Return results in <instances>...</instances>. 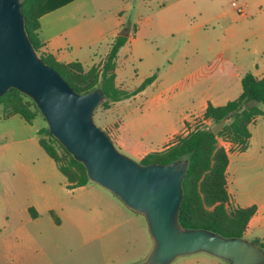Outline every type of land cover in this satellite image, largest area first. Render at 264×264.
Returning <instances> with one entry per match:
<instances>
[{
	"label": "rangeland",
	"instance_id": "rangeland-1",
	"mask_svg": "<svg viewBox=\"0 0 264 264\" xmlns=\"http://www.w3.org/2000/svg\"><path fill=\"white\" fill-rule=\"evenodd\" d=\"M234 1L247 9L248 16L233 10ZM133 3L136 9L126 17L132 27L127 35L137 39L121 49L116 81L131 90L154 73L157 79L139 95L110 107L100 105L94 120L120 152L141 163L144 153L214 123L203 115L191 116L207 95L226 92L232 84L227 76L214 81L207 47L222 41L228 26L230 32H243L233 40L250 46L256 43L264 35V0ZM221 13L226 14L218 18ZM148 15L150 23L144 20ZM226 39L231 40V33ZM185 119L190 120L184 126ZM42 128L48 124L41 112L33 123L20 116L0 122V264H144L154 242L146 216L125 203H121L122 212L113 215L104 200L83 189H69L56 162L39 144L37 131ZM226 141L219 138L218 146L226 150ZM50 206L60 223L48 213ZM29 207H35L37 217ZM21 226L35 241L19 237L16 229ZM202 257L226 262L200 252L181 255L172 264H195Z\"/></svg>",
	"mask_w": 264,
	"mask_h": 264
},
{
	"label": "water",
	"instance_id": "water-1",
	"mask_svg": "<svg viewBox=\"0 0 264 264\" xmlns=\"http://www.w3.org/2000/svg\"><path fill=\"white\" fill-rule=\"evenodd\" d=\"M10 88L35 102L49 131L85 165L91 182L146 216L154 248L144 264H170L197 252L231 264H264V249L256 242L180 225L188 163L142 164L120 152L94 120L106 99L103 90L78 92L40 56L27 31L21 0H0V97ZM228 121L212 123V131L219 134Z\"/></svg>",
	"mask_w": 264,
	"mask_h": 264
},
{
	"label": "trees",
	"instance_id": "trees-1",
	"mask_svg": "<svg viewBox=\"0 0 264 264\" xmlns=\"http://www.w3.org/2000/svg\"><path fill=\"white\" fill-rule=\"evenodd\" d=\"M21 1L26 28L38 53L78 92L87 93L101 88L106 98L101 105L110 107L115 102L142 92L156 79L157 74L154 73L132 90L117 85V59L121 48L128 41L125 33L115 38L105 59L89 69L79 61H59L42 48L39 38L40 18L72 0ZM242 86L243 91L238 98L220 106L210 103L203 114L205 120L213 122L229 119L219 134H215L210 125L198 127L177 136L165 148L150 152L141 159L142 164H169L176 161L188 163L183 180L184 197L178 215L183 228L206 229L226 238H244L247 224L256 212V206L243 208L231 202L226 179L229 157L227 151L218 146L219 138H223L235 144L238 150H246L251 138L250 124L257 116L264 114V77L259 78L247 72L242 79ZM0 104H3L4 116L20 114L29 123H33L40 113L35 102L17 88H10L2 95ZM38 135L41 146L66 176L68 188L90 182L85 165L73 157L49 128L39 129ZM59 153L65 158L64 162ZM208 206L213 208L209 209ZM30 211L33 216L38 215L33 208ZM51 215L58 222L53 211Z\"/></svg>",
	"mask_w": 264,
	"mask_h": 264
},
{
	"label": "crops",
	"instance_id": "crops-1",
	"mask_svg": "<svg viewBox=\"0 0 264 264\" xmlns=\"http://www.w3.org/2000/svg\"><path fill=\"white\" fill-rule=\"evenodd\" d=\"M134 9H136V5H134L133 0H72L45 13L40 18L39 38L43 44L42 48L45 52L53 54L59 61H79L86 69H89L105 59L118 35L130 33L132 27L127 25L126 17ZM233 10H236L243 17L248 16L247 9H245V13H240L235 7ZM225 14L221 13L217 17L221 18ZM139 16L142 17L143 15L139 14ZM144 20L146 23L152 21L149 15ZM230 28L231 26L226 27L222 41L218 40V42L209 45L207 51L210 55L209 64L215 74L214 81L218 83L223 80V77L227 76L226 78L231 80L232 84L228 85L229 88L227 87L226 92L217 90L216 93L207 95L203 99L200 109L196 113H192L191 116L193 114L202 116L210 103L214 106H220L238 98L243 91L242 79L247 72H252L259 78L264 77V35L250 46L240 40H233L235 37H241L243 32H230ZM228 33H231L230 41L226 39ZM257 33H260V30ZM136 39L137 37L135 36L128 37V41L123 47ZM118 86L125 89L121 85ZM225 94L229 97L223 98L222 96H225ZM17 116L22 117L20 114L4 116V112H1L0 122L14 119ZM189 120L185 119L184 126ZM183 130L179 133L183 132ZM250 131V144L246 150H238L235 144L228 141L225 142L229 157L226 170L227 190L230 200L235 206L243 208L256 206V212L250 218L244 232V239L256 242L261 247L263 244L262 248L264 249V114L254 119L250 124ZM173 139L166 143L163 148L170 144ZM150 152L144 153L142 158ZM90 183L94 182L90 181L86 185L69 189H83L94 195L98 200H104L102 202L107 204V208H109L107 210L113 215L117 212H122L123 206L121 203L124 202L120 198H115L117 196L103 186L97 183L99 186H90ZM30 208H33L38 213L35 207H29L30 213ZM47 210L51 218L55 220L51 215L53 211L58 219V222H56L60 223V217L54 207L50 206ZM16 232L19 237L28 236L30 240L35 241L34 236L30 233H25V228L22 226L18 227ZM153 248L154 242L153 245L148 247V254L152 252ZM174 261L170 264L174 263ZM225 261L220 262L215 260V258L202 257L196 259L195 264H230L228 260Z\"/></svg>",
	"mask_w": 264,
	"mask_h": 264
},
{
	"label": "built area",
	"instance_id": "built-area-1",
	"mask_svg": "<svg viewBox=\"0 0 264 264\" xmlns=\"http://www.w3.org/2000/svg\"><path fill=\"white\" fill-rule=\"evenodd\" d=\"M232 5L240 12V13H245V9L244 7L240 6L239 4H237V2H232Z\"/></svg>",
	"mask_w": 264,
	"mask_h": 264
}]
</instances>
